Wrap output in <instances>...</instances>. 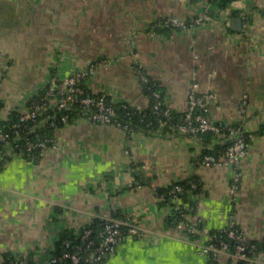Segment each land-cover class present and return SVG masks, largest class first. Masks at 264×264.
<instances>
[{
    "label": "crops",
    "instance_id": "1",
    "mask_svg": "<svg viewBox=\"0 0 264 264\" xmlns=\"http://www.w3.org/2000/svg\"><path fill=\"white\" fill-rule=\"evenodd\" d=\"M201 12L208 20L188 31L155 30L161 20ZM218 13L211 0H0L2 117L26 108L51 74L67 77L95 63L87 80L92 92L144 109L150 100L141 72L162 86L172 110L186 111L192 87L213 92L207 119L238 121L252 134L237 166L202 164V145L192 137L161 129L128 134L83 117L56 129L55 145L34 162L0 150V263L4 252H20L42 264L62 230L78 234L116 214L142 235L124 236L99 264H208L185 227L167 222L173 207L160 206L156 196V188L196 176L203 191L196 216L209 231L233 221L262 245L248 264H264V0H236L220 23ZM242 15H250L245 28ZM55 208L60 214L52 218ZM229 258L221 252L220 264Z\"/></svg>",
    "mask_w": 264,
    "mask_h": 264
},
{
    "label": "built area",
    "instance_id": "2",
    "mask_svg": "<svg viewBox=\"0 0 264 264\" xmlns=\"http://www.w3.org/2000/svg\"><path fill=\"white\" fill-rule=\"evenodd\" d=\"M214 3L218 4L217 1ZM235 3L236 0H233L232 4ZM227 12L228 10L219 12L220 15L215 17V21L218 22V18L223 17ZM207 16L208 14L206 12H201L187 21L169 18L161 20L156 24L157 26L173 29L178 28L182 31H188L193 27L205 23L208 20ZM242 20V27L245 28L247 26L248 16L242 15ZM95 65V63H91L85 69L71 73L67 77H58L55 74H51L45 83L47 89L44 93V97L40 98L39 101L30 100L27 107L24 109L13 108L11 110V112L17 114L16 121L12 124L5 123L0 126V150L3 149V153L7 158L18 155L22 156L27 161L34 162L38 158L36 153L41 156L49 147L55 145V137L42 132V129H45L44 127L46 125L51 127L55 126L54 117L51 113L46 114V117L43 119H38V117L52 109L70 110L77 101L81 108V117L91 123L114 125L124 131L128 130L127 126L121 125L115 119V109L112 104L107 102V94L105 92H92L91 95L82 96L78 100V95L84 93L83 89L80 87L79 80L88 74L91 75ZM139 77L143 83L148 82L147 77L141 72ZM153 97L156 100L154 111L159 114V92L153 91ZM214 99L215 96L213 92L208 91L202 94L198 93L194 87H192L188 92L187 107L183 117L185 123L179 124L177 129L181 134L190 133L198 144H200L201 140L199 133L212 131L215 136L220 135V141L218 140L220 143L229 141V145L224 153L218 159H215L214 156L210 154H205L201 159V163L204 165L223 163L237 166L241 163L249 150L252 134L241 127H230L229 133L224 134L205 116L193 114L197 107L204 108L206 111V102L213 101ZM124 107L129 110L132 106L130 104H125ZM243 108L244 105H242L239 110L240 114H243ZM170 110H172L170 106L165 105L162 114L169 116ZM7 117H2L0 115V121H6ZM61 119L65 122L66 116H62ZM237 181L238 175L236 174L234 182L231 185V192L236 190ZM191 186L196 187V184L191 183ZM180 190V186H175L171 196L173 202H176L177 192ZM196 222L204 223L203 218L200 216L196 217ZM176 224H178V226H184L188 234L195 232L199 233V237L194 239L198 246L197 251L207 258L208 264H210L209 258L214 259L220 264L221 252H226L228 256H230L229 260H231L233 264H236L238 260L249 261L250 257L246 256V252L249 249L251 251L257 249L254 244H249V240L245 237L242 230L236 227L233 221H231L228 226L222 228L226 236L235 241V246L231 253L227 251L229 247L227 242L222 241L221 246L218 247L212 242V235L209 234V230L206 226L203 225L200 231L197 230L191 222L186 220V215L180 218ZM122 226L127 227L126 230L128 235H142V231L137 224L115 218H108L104 221V228L96 235L97 238L101 239L99 242H95V240L92 239L91 229L84 228L76 235L79 236L81 240L87 242V247L82 248L80 245H77L73 252H66L62 257L69 258L72 264H79L81 262L85 264H99L103 262L104 258H107L116 251L117 245L122 238ZM91 247L93 250L88 251ZM248 247L250 248L248 249ZM85 252H87V254H85ZM11 253L16 257L13 264H26L24 260L26 256L25 253ZM50 262H57V258H51ZM0 264H2V262Z\"/></svg>",
    "mask_w": 264,
    "mask_h": 264
},
{
    "label": "trees",
    "instance_id": "3",
    "mask_svg": "<svg viewBox=\"0 0 264 264\" xmlns=\"http://www.w3.org/2000/svg\"><path fill=\"white\" fill-rule=\"evenodd\" d=\"M218 2V10L221 11H227L232 6L233 0H211V2ZM248 18H250V15H248ZM169 27H163V26H157L155 27L156 32L169 30ZM178 29V28H175ZM180 30V29H179ZM54 74V73H53ZM52 74V75H53ZM90 77V75H86L85 77L81 78L79 80L80 87L83 89L84 93L78 95V100L82 96H88L92 94V91L89 89L87 80ZM148 79V78H147ZM47 89V86L45 85L44 88L39 91V93L31 98V100L39 101L40 98L44 97V93ZM142 90L143 92L149 97V105L144 109H137L135 107H131L129 110L124 107L125 104H129L127 102H117L113 101L108 95H107V102L112 104V106L115 109V119L117 122H119L121 125H125L128 127V130L126 132L128 134H131V132H143L146 134H152L155 131H158L161 129V133H176L179 135H185L187 137L193 136L190 133L181 134L179 133L177 126L179 124L185 123L183 120L184 112H179L176 110H170L169 116L163 115L162 112L165 109V105L163 102V88L162 86L152 79H149L147 83L142 82ZM153 91H157L160 94L159 102H160V112L159 114L154 111V104L156 103V100L153 97ZM129 112V113H127ZM51 113L55 120V126H49L46 125L42 129V132L47 133L50 136H54V133L56 129L71 123L72 121L76 120L77 118L81 117V108L78 104V101L74 104V106L70 110H58V109H52L48 112L41 114V116L38 117V119H43L46 117V114ZM208 110H204V108L197 107L194 110V115H203L207 118ZM62 116H66V121L64 122L61 118ZM17 114L15 112H10L6 121H0V126L3 124H12L14 121H16ZM214 125L220 130V132L224 134L229 133L230 127H238V121H234L232 124L229 125H220L218 123H214ZM261 130H264V127L261 128ZM215 136L214 132L212 131H205L202 133H199V137L201 138L200 144L202 145V151L199 153L198 161L200 162L202 157L205 154H210L214 156L215 159H218L225 151L227 146L229 145V141L224 143H217L213 144V137ZM2 151V150H1ZM0 151V154L2 152ZM36 155L39 157V155L36 153ZM191 183H195L196 187H192ZM180 186L181 190L177 192V199L176 202H173L171 200L172 192L175 189V186ZM202 183L200 182L199 178L196 176H190L184 179H178L175 181H172L167 186H161L156 188V196L158 199V204L160 206H171L172 211L171 214L167 218V222L169 224H176L180 218H183L184 215L190 216V218H196V206L198 201V196L202 193ZM60 214L59 208H55L53 216ZM114 217H118L116 214H114ZM115 218V219H118ZM119 220V219H118ZM104 221L100 219H94L90 224H87L84 228H88L92 230V239L95 240V242H99L101 239L97 238L96 235L99 231H101L104 228ZM191 224L197 229L201 230L203 223L196 222L195 220H192ZM237 227V226H236ZM238 228V227H237ZM127 227L122 226V238L124 236H127ZM209 234L212 235V242H214L218 247L221 246V242H227L229 247L227 249L228 252H232L235 246V241L229 239L226 234L222 231V228L216 231H209ZM193 239L195 237H199V233H191L189 234ZM121 238V239H122ZM249 244H254L257 249L250 250L248 247V251L246 252L247 257H251L254 253H257L259 250L262 249V245L258 243V241L255 240H249ZM77 245H80L82 248L87 247V242L84 240H81L79 236H77L74 232H72L69 229L62 230L55 239L53 240L52 246L47 254V259L42 264H72L71 260L69 258H63V254L66 252H73L75 247ZM93 250V248H89L88 251ZM87 254V252H85ZM26 255V256H25ZM25 261L26 264H37L35 263V260L33 259L34 255L31 253L25 254ZM23 256V255H22ZM51 258H57V262H50ZM15 255L11 252H4L2 254V264H13L15 262ZM105 259V258H104ZM210 264H218L214 259L209 258ZM79 264H85L84 262H81ZM226 264H233L231 260L227 262ZM236 264H248L247 260H238Z\"/></svg>",
    "mask_w": 264,
    "mask_h": 264
},
{
    "label": "water",
    "instance_id": "4",
    "mask_svg": "<svg viewBox=\"0 0 264 264\" xmlns=\"http://www.w3.org/2000/svg\"><path fill=\"white\" fill-rule=\"evenodd\" d=\"M233 26H234L233 27L234 30H239V28L241 26V20L239 18H237L236 20H234L233 21Z\"/></svg>",
    "mask_w": 264,
    "mask_h": 264
},
{
    "label": "rangeland",
    "instance_id": "5",
    "mask_svg": "<svg viewBox=\"0 0 264 264\" xmlns=\"http://www.w3.org/2000/svg\"><path fill=\"white\" fill-rule=\"evenodd\" d=\"M219 15H220V14L218 13L217 17H218ZM221 20H223V17H219L217 23H220ZM2 74H3V73H2ZM199 231H200V230H199ZM186 234H188V233H186ZM188 236H190V235L188 234ZM190 237H191V236H190ZM191 238H192V237H191ZM195 238H197V237H195ZM195 238H194V239H195Z\"/></svg>",
    "mask_w": 264,
    "mask_h": 264
}]
</instances>
